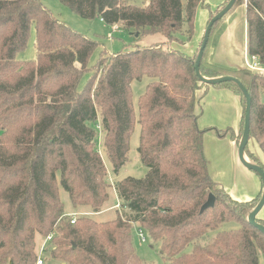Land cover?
<instances>
[{
  "label": "trees",
  "instance_id": "trees-1",
  "mask_svg": "<svg viewBox=\"0 0 264 264\" xmlns=\"http://www.w3.org/2000/svg\"><path fill=\"white\" fill-rule=\"evenodd\" d=\"M85 19L98 17L123 30L161 34L164 42L101 54L91 76L79 88L96 41L55 18L40 0H0V264H35L36 237L52 234L44 249L57 264H144L133 245V225L158 242L168 264H258L264 232L248 222L260 193L248 201L233 199L209 175L198 124L196 91L209 86L236 94L242 106L238 134L215 130L239 143L246 98L231 81L209 84L200 76L235 78L250 97V123L244 154L262 165L248 143L264 156V76L247 68L209 64L206 54L217 26L244 5L247 53L264 65V0H235L210 28L199 64L171 48L190 40L198 8L206 0H59ZM209 9V21L226 5ZM34 33L35 57L19 59ZM178 34V35H177ZM203 37L198 48L202 44ZM199 50V49H198ZM148 82L132 101L133 80ZM139 124L137 152L147 167L142 178L127 176L112 187L122 212L108 221L89 216L74 223L61 201L68 193L73 211L100 213L109 199L107 168L95 147L96 126L111 172L127 161L129 136ZM212 193L215 203L201 212ZM238 228L218 230L224 222ZM264 227V221L256 218ZM213 233V234H212ZM191 246L189 252L185 248Z\"/></svg>",
  "mask_w": 264,
  "mask_h": 264
},
{
  "label": "rangeland",
  "instance_id": "rangeland-1",
  "mask_svg": "<svg viewBox=\"0 0 264 264\" xmlns=\"http://www.w3.org/2000/svg\"><path fill=\"white\" fill-rule=\"evenodd\" d=\"M43 5L48 8L53 16L60 21L64 22L67 26H69L72 30L76 31L77 33L90 38L94 41H96L97 46L93 50L92 54L89 57L88 60V67L89 71H85L82 74V77L79 82V88H81L86 80L91 76V70L93 66L97 63L99 57L101 54H115L118 51H120L124 45L126 47H133V46H147L154 43H160L165 41V37L161 34H145V35H136L135 33L127 30H123L121 26L119 25L120 30L112 33V37L109 38L107 36V33L110 31L108 28V25L104 24L100 21L98 17L92 18V19H85L77 14H75L69 7L62 4L59 0H40ZM132 2H136L137 4H143L147 2V0H131ZM182 4L184 5L186 3V0H181ZM207 2V1H206ZM210 6L208 4V7H202L200 10L203 11L205 14H209ZM207 17V15H206ZM197 28L196 31L201 29V26H207L206 19L205 20H198L197 18ZM201 22V24H200ZM222 22L217 26L214 33L217 31V29L220 27ZM213 33V35H214ZM203 34V33H202ZM178 35V34H177ZM211 36V38L213 37ZM181 37L182 40H184V37L181 35H178ZM202 35L199 36L198 41L195 43V55L198 51V46L201 41ZM180 39V40H181ZM188 41V40H187ZM185 41V42H187ZM173 43V42H172ZM171 43V44H172ZM177 44V43H176ZM194 42L191 41L189 46H192ZM173 49V48H172ZM194 53L192 55H194ZM17 57L19 59H33L35 57V48H34V33L31 29L29 39L27 42L26 49L22 52H20ZM246 53H245V60H246ZM244 58L242 61H245ZM244 68V67H243ZM264 76V75H262ZM209 79V78H207ZM148 79L142 78L140 81L133 80L131 83L132 87V101L135 108V113L137 112L136 109V101L138 96L143 92L145 85L147 84ZM210 87V86H209ZM212 87V86H211ZM204 88V87H203ZM208 88V87H206ZM264 100V96L262 98ZM199 124V123H198ZM200 127V126H199ZM203 129V128H201ZM218 130V129H217ZM225 130V129H223ZM207 133V131L205 132ZM205 133L203 136V139L205 137ZM216 134V133H215ZM103 132L100 130L99 125L96 126V141H95V147L98 150V152L101 154V157L103 159V162L107 168V177L108 181L110 183L109 188V199L104 204L102 210L100 213L94 214L91 213L89 208H85L81 211H73L71 208V202L68 196V193L64 191L62 188H59V194L61 201L64 204V208L67 212V215L72 213H77V217H80L82 215L89 216L93 218L96 221H108L112 220L114 217H116V212L121 213L122 212V206L120 204V201L112 187V185L127 176L135 177V178H142L145 176L147 172V167L144 166L138 156L137 147H138V138H139V124L136 123L134 126L133 131L131 132L129 136V149L127 153V161L126 163L120 168L117 174H114L111 172V166L109 163V160L107 156L105 155V152L103 150ZM228 136V135H225ZM225 136L220 137L216 134L217 139H219L218 144H216L214 141L207 140V137L205 139V151L207 156H209V153L214 156V169H212L211 161L210 162V172L213 178H217L221 180V184H219L224 191L234 190L236 189L241 195H247L243 194L245 190L251 191L253 186L255 185L252 180V176L258 178V174L254 170H250L249 168L245 167L241 161L239 168L232 167L229 163L228 156L224 149H222L221 145L223 143L222 139L225 138ZM240 139V138H239ZM218 145V146H217ZM249 149L254 153L256 157H258L262 162L264 163V156L262 154V151L260 150L258 144L251 139L248 143ZM203 148H204V140H203ZM204 152V151H203ZM205 153V152H204ZM205 156V155H204ZM206 157V156H205ZM226 172V173H225ZM210 175V174H209ZM214 181V180H213ZM260 183V179H259ZM262 185V184H261ZM227 188V190H226ZM229 194V192H227ZM238 193H231L229 195H232L233 197H238L241 195H236ZM231 196V197H232ZM249 196V195H247ZM232 197V198H233ZM237 200V199H236ZM245 201V199H243ZM117 205H120L117 207ZM261 211V210H260ZM85 213V214H81ZM81 214V215H79ZM79 215V216H78ZM264 216V206L262 207V212L258 217ZM259 219V218H258ZM137 224L133 225V245L134 250L136 254L141 258L144 264H168V261L165 259V257L160 252V245L158 242H152L146 232H144V235L146 237L145 242H140L137 238L136 232L134 231V228L137 227ZM238 223L234 221L224 222L219 226L218 230H231L238 228ZM213 234V233H212ZM44 238H41L40 236L36 237V246L37 251H39V248L43 242ZM49 244H47L48 246ZM191 250V246H188L185 248V252H189ZM47 256V263L45 264H57L56 261H53L49 258L48 254ZM45 255L43 253V259ZM258 264H264V255L259 254L258 257Z\"/></svg>",
  "mask_w": 264,
  "mask_h": 264
},
{
  "label": "crops",
  "instance_id": "crops-1",
  "mask_svg": "<svg viewBox=\"0 0 264 264\" xmlns=\"http://www.w3.org/2000/svg\"><path fill=\"white\" fill-rule=\"evenodd\" d=\"M206 1L209 4L210 8L214 9L225 0ZM200 9L201 8H198L195 13L194 33L192 38L185 42L181 39L180 36H177L178 40H181L180 42H173L171 44V48L183 51L186 54L192 56L193 52L195 51V43L198 41L199 36H204L207 27L204 26L203 28V26H201V29L196 31L198 22L197 18L200 21L205 19L206 21H208L209 19V14H205L203 11L201 12ZM191 41L194 42L193 48L192 46L188 45L191 43ZM245 53H247V32L245 22V7L244 5H242L233 10V12L228 15V17L222 22L220 27L214 33L207 50L206 61L209 64L224 68H243L245 67V61L243 62L242 59L244 58L245 60ZM195 95L197 99L196 111L200 113L198 119L199 126L203 129L209 128V130H207V133H205V137L203 139V151L205 152L204 155L206 156L205 159L207 162V169L212 178L213 174H211L209 170V161H211L212 169H214L215 155L209 153V156H207L205 151V139L208 136L207 140L214 141L216 144H218L219 139H217L215 134L216 129L223 130L230 128L234 131L235 135H237L241 122L242 106L239 97L231 90L226 88H215L211 86L208 88H201L196 91ZM222 141L223 143L221 147L225 150L228 156L231 168H239V143H237L235 139L229 137V135L225 136ZM246 159L251 162V160H249L248 158ZM257 159L262 165H264L262 160H260L258 157ZM258 178L260 179V183L259 179H257V177L253 175L252 180L255 185L253 186L251 191L245 190V192L243 193H247V195L249 196L241 195V193H239L236 189L226 192H229L230 194L232 191L234 195L235 193H238L236 195H241L238 197H233L232 195H230L233 197V199H237L238 201H244L243 199H245V201L251 200L255 198L261 191V178L260 176H258ZM213 180L219 184L222 183L221 180L217 178H213ZM261 212L262 209L257 214V218L264 221L263 215L261 217H258Z\"/></svg>",
  "mask_w": 264,
  "mask_h": 264
},
{
  "label": "water",
  "instance_id": "water-1",
  "mask_svg": "<svg viewBox=\"0 0 264 264\" xmlns=\"http://www.w3.org/2000/svg\"><path fill=\"white\" fill-rule=\"evenodd\" d=\"M235 0H228V2L226 3L225 7L218 12L208 23L204 36H203V40H202V44L198 50L196 59H195V63H194V68L196 70V73L200 76L199 73V64L202 60L203 57V52H204V48L206 46V43L208 41V35H209V31L211 26L213 25L214 22H216L218 19H220L227 11L230 10V8L234 5ZM136 35H138L137 33H135ZM200 78L202 79V81L209 83V84H213V83H217L220 81H231L233 83H235L236 85H238V87L241 89V91L243 92L245 98H246V106H245V116H244V130L243 133L241 135V139L239 141V159L241 161V163L251 169L254 170L261 178V183H262V194L260 197V200L258 202V204L256 205V207L249 213L248 215V222L252 225H254L255 227L259 228L260 230H262L264 232V227L256 222V218H257V214L259 213V211L262 209V207L264 206V171L261 168V166H259L256 163L250 162L246 159L245 154H244V146L247 142V137H248V130H249V123H250V104H251V100L250 97L247 93V90L235 79L232 78L230 76H224V77H219V78H214V79H207L205 77L200 76ZM215 203V197L212 193H210L206 199V201L203 203V205L201 206V212L204 211L207 208H211Z\"/></svg>",
  "mask_w": 264,
  "mask_h": 264
},
{
  "label": "built area",
  "instance_id": "built-area-1",
  "mask_svg": "<svg viewBox=\"0 0 264 264\" xmlns=\"http://www.w3.org/2000/svg\"><path fill=\"white\" fill-rule=\"evenodd\" d=\"M100 21L103 22L102 19H100ZM108 28L110 29V31L107 33V36L109 38L112 37V33L120 30L119 25H117V24L108 25ZM246 55H247V57L245 60V68L249 69L250 71L257 72L261 75H264V65L261 64L258 57L256 55H249L248 53H246ZM119 206L120 205H117V207H119ZM81 214H85V213H81ZM81 214H79V215H81ZM68 216L70 218L71 223H74L77 219V213H72V214H69ZM134 231L136 232L137 238L140 242L143 243L146 241V237L144 235L145 231L141 227H139V226L135 227ZM51 239H52V234H49L44 238V240H43V242L39 248L38 256H37V260H36L35 264H44V259H43L44 249L47 247V244H49Z\"/></svg>",
  "mask_w": 264,
  "mask_h": 264
}]
</instances>
